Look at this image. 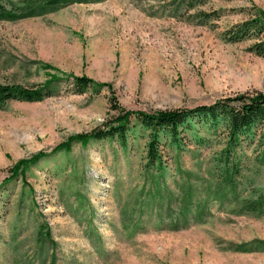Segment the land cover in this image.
<instances>
[{
    "label": "rangeland",
    "instance_id": "1",
    "mask_svg": "<svg viewBox=\"0 0 264 264\" xmlns=\"http://www.w3.org/2000/svg\"><path fill=\"white\" fill-rule=\"evenodd\" d=\"M255 8L264 0H101L0 20L1 82L73 73L109 84L76 93L60 81L40 101L0 108V264H264V210L244 206L264 193L259 127L229 161L221 123L195 119L180 146L160 133L157 171L145 167L149 130L132 118L125 143H74L7 181L20 159L116 115L112 96L150 111L264 92L257 36L227 34ZM231 161L239 172L229 181Z\"/></svg>",
    "mask_w": 264,
    "mask_h": 264
},
{
    "label": "trees",
    "instance_id": "2",
    "mask_svg": "<svg viewBox=\"0 0 264 264\" xmlns=\"http://www.w3.org/2000/svg\"><path fill=\"white\" fill-rule=\"evenodd\" d=\"M101 0H40L39 2H28L21 7L7 8L0 3V20L16 21L28 17L43 15L47 12L58 10L72 3L98 2ZM204 13L203 16H207ZM264 32V9L255 8L253 17L233 25L228 31V38L231 41H240L253 35L257 41L250 49L257 55L264 56V37H258ZM48 67V66H47ZM41 83L21 84L0 81V108L10 100L40 101L52 94L54 86L65 81L69 83L76 93H83L87 90L97 92L103 87H109L105 82H98L86 75H75L73 73H53ZM112 109L116 115L104 121L101 125L90 131L79 132L69 135L64 141L56 144L49 152L38 151L29 158H22L10 167L8 180L17 175L24 176V170L29 165L35 164L40 159L57 153L62 150H70L74 143L86 144L89 141L118 137L125 143L130 122L133 118L141 126L149 130V141L147 142L146 169L154 168L160 171L164 166L163 151L159 148V134L163 133L170 137L175 146H180L181 134L192 128V121L207 124L208 127H216L221 123L225 131V144L221 150L222 155L229 161L254 128H261L260 137L264 141V92L243 91L232 96L219 98L210 104H201L192 108L155 109L150 111L131 110L119 106L115 97L111 100ZM264 150V147H263ZM228 174L226 179L232 178L239 172L238 162L231 161L226 165ZM245 209L250 211L264 210V193L256 199L247 201ZM264 245V240L260 241ZM264 248V246H263Z\"/></svg>",
    "mask_w": 264,
    "mask_h": 264
}]
</instances>
